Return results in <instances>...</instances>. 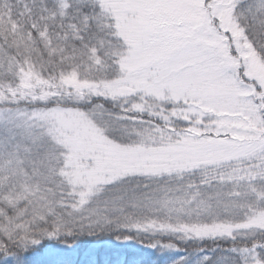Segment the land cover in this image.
I'll return each instance as SVG.
<instances>
[{
  "label": "snow or ice",
  "instance_id": "obj_1",
  "mask_svg": "<svg viewBox=\"0 0 264 264\" xmlns=\"http://www.w3.org/2000/svg\"><path fill=\"white\" fill-rule=\"evenodd\" d=\"M106 236L264 264V0H0V264Z\"/></svg>",
  "mask_w": 264,
  "mask_h": 264
},
{
  "label": "trees",
  "instance_id": "obj_2",
  "mask_svg": "<svg viewBox=\"0 0 264 264\" xmlns=\"http://www.w3.org/2000/svg\"><path fill=\"white\" fill-rule=\"evenodd\" d=\"M143 239L149 238L144 237ZM49 243H55V241ZM146 244H141L139 240L119 242L110 236L83 238L82 242L77 241L78 248L70 252L68 258L77 259L80 249H86L84 257L91 253V260H99L100 264H170L177 256L183 255V252L152 248ZM51 259L47 252L37 258L39 264H47Z\"/></svg>",
  "mask_w": 264,
  "mask_h": 264
}]
</instances>
